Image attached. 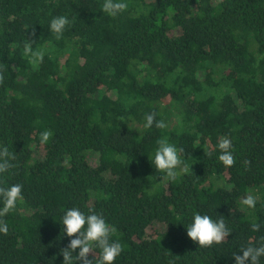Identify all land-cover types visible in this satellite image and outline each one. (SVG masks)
<instances>
[{"label": "trees", "instance_id": "obj_1", "mask_svg": "<svg viewBox=\"0 0 264 264\" xmlns=\"http://www.w3.org/2000/svg\"><path fill=\"white\" fill-rule=\"evenodd\" d=\"M103 2L0 0V147L16 156L5 186L23 196L3 218L0 264H62L70 208L116 228L114 264H235L264 236V0H126L115 18ZM58 16L71 21L60 40ZM27 43L44 53L38 66ZM151 113L168 126L145 128ZM165 137L188 166L172 181L153 163ZM222 137L232 167L218 159ZM250 190L259 198L244 209ZM194 213L223 217L231 234L198 247Z\"/></svg>", "mask_w": 264, "mask_h": 264}, {"label": "clouds", "instance_id": "obj_2", "mask_svg": "<svg viewBox=\"0 0 264 264\" xmlns=\"http://www.w3.org/2000/svg\"><path fill=\"white\" fill-rule=\"evenodd\" d=\"M126 0H104L102 10L110 17H117L128 9ZM71 21L66 16L54 17L50 21V31L57 40H60L66 27ZM31 41V40H30ZM24 55L29 58V62L38 66L43 62L44 53L41 50H33L31 43L24 46ZM3 66L0 65V83H3ZM156 114L151 113L145 117V128L153 125L158 129H164L168 125L163 120H156ZM53 133L44 130L40 133V142L46 144ZM158 147L155 150L153 163L155 170L164 174L165 180H175L178 176L188 170L181 155L183 148H177L169 143L167 137L157 141ZM220 155L219 161L225 167L235 165V157L232 154V143L227 137L220 138L218 145ZM208 155H211L209 152ZM16 159L15 153L10 152L7 146L0 147V233L7 235L8 225L3 219L6 215L16 209L17 202L23 201L22 185L19 183L6 185L4 174L8 173L16 165L12 163ZM249 161H244L248 165ZM257 197L247 195L241 200V204L248 209H254ZM63 233L69 238V243L62 248L59 255L63 257L62 264H114L116 258L123 251V246L118 240H112L116 233V228L109 225L101 214L89 209V214L81 212L78 208L68 209L62 217ZM253 231H259L260 225L253 222ZM187 237L196 243L200 248H208L214 244L222 243L231 234L226 226L223 217L214 221L209 215L194 213L192 222L186 227ZM258 246H247L241 248V255L234 254L235 264H260V258L264 257V236L260 237ZM95 250H99L98 256H94ZM75 253V255H74ZM92 259H89V257Z\"/></svg>", "mask_w": 264, "mask_h": 264}, {"label": "rangeland", "instance_id": "obj_3", "mask_svg": "<svg viewBox=\"0 0 264 264\" xmlns=\"http://www.w3.org/2000/svg\"><path fill=\"white\" fill-rule=\"evenodd\" d=\"M201 76V75H200ZM202 77V76H201ZM87 160H88V163L91 165V166H96L97 165V157L94 155V154H88L87 156ZM215 183L219 186H224V187H228L227 184H225L223 181H220V180H216ZM257 192L253 191V190H250L247 194H251V195H254L255 197H257V199L259 198V196L256 194ZM243 206V205H242ZM243 208L245 209L246 206H243Z\"/></svg>", "mask_w": 264, "mask_h": 264}]
</instances>
